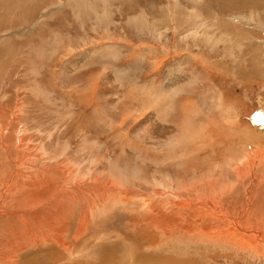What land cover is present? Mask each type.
Wrapping results in <instances>:
<instances>
[{"label": "rangeland", "instance_id": "1", "mask_svg": "<svg viewBox=\"0 0 264 264\" xmlns=\"http://www.w3.org/2000/svg\"><path fill=\"white\" fill-rule=\"evenodd\" d=\"M59 1L63 7H54ZM0 18V55L4 53L0 57V106L6 116L2 124L8 120L3 134L13 137L14 129L20 128V135L26 130L24 136L32 139L30 144L41 145L38 155H45H41V161L65 158L76 164L83 174L122 173L130 182L126 181L131 193H150L155 187H151L154 185L152 177L160 180L157 177L168 174L167 169L158 173L160 169L155 170L152 160L162 158L169 151L166 138L171 135H159L153 123L147 121L152 110L143 111L147 106L142 104L145 102L136 91L144 85L154 89L162 86L167 91L164 81L170 80L169 83H180L185 88L186 74L197 81V90L196 94L182 92L175 99L176 124L182 121L181 110L185 107L186 120L204 134L214 126V120L221 118L220 122L225 125L237 122L241 128L264 137V0H0ZM114 45L120 49L118 59L102 58L103 50ZM88 54L91 61L72 70L76 60ZM173 64H179L182 71H175L172 78L166 80ZM218 96L222 100L220 107ZM226 108L232 109L233 114H225ZM224 114L227 120L221 117ZM127 115L119 138L125 148L140 151V158L135 151L122 154L119 147L113 148V141L112 146L106 144L104 132L94 135L98 128L103 129L102 125L98 126L99 118L115 119L114 123L119 126ZM118 129L116 127L114 132ZM125 131L129 132L128 136ZM229 134L223 137L227 141L235 132ZM212 135L217 136V133ZM254 141H260L258 136ZM241 143L244 145L245 140L239 139L237 149L242 148ZM226 146L229 147L228 143ZM1 154L0 147V178L16 164L12 153L7 158ZM202 157L190 161L191 170L186 171L187 175L172 173L173 181L192 178L187 184L197 186L215 177L231 180L225 173L231 170L232 162L228 163L224 156L214 158L208 152ZM23 166L18 172L20 169L37 170L33 164ZM141 199L140 195L127 199L125 206L116 201L109 209L94 208L90 224L98 226L101 232L92 241L94 246L87 242V248L84 245L76 248L79 252L72 248L74 253L71 252L67 261L63 260L58 247L47 248L35 259L47 258L48 264H59L62 260L60 264H71L74 258L92 256L91 251L100 254L102 248L117 247L118 261L123 262L121 264L127 262L125 258L130 261L132 254L127 247L134 249L136 240L141 242L139 235L132 234L136 226L134 220L138 213L148 217L143 215V207L135 210L134 204H141ZM176 204L178 202L173 201L174 209ZM150 206L161 234L166 233L162 224L179 214L165 213L153 203ZM137 226L140 234L146 233L139 245L140 252L153 261L175 256L176 264H264L263 256L249 250L185 238L180 232L178 237L181 238L163 239L151 224L140 222ZM156 240L157 244L151 246ZM3 245L0 241L2 255ZM22 255L25 256V252L19 254ZM23 260L20 258L13 263L1 260L0 264H19ZM163 262L172 264V261ZM92 263L100 264V261ZM133 264H137L134 257ZM141 264L157 263L147 260Z\"/></svg>", "mask_w": 264, "mask_h": 264}, {"label": "bare ground", "instance_id": "2", "mask_svg": "<svg viewBox=\"0 0 264 264\" xmlns=\"http://www.w3.org/2000/svg\"><path fill=\"white\" fill-rule=\"evenodd\" d=\"M169 8L168 6V10ZM52 10H54V8ZM170 10L169 12H171ZM179 14L176 15L179 16ZM205 39H209V37H205ZM119 54L120 52L115 51L111 47H107V49L105 48V50H103L101 57L117 58ZM1 55L0 57H2ZM4 56L3 58H5ZM90 57L91 56L88 54L84 55L80 60L77 59L74 65H72V70L74 66L79 65L81 67L84 63L91 61V59H89ZM106 63H109V61ZM201 64H204V62L201 61ZM166 71L167 70L164 72ZM175 71H182L179 64L174 65L167 76L164 75L166 80H170ZM180 74L182 75V73ZM184 81L185 88L183 85H180V83H175V85L174 83H169L171 82L170 80L164 81L168 88L167 91H165L162 86H160L159 89H154L146 85L141 86L136 91L138 97L145 102L142 104L147 106V108H142L143 111L152 110V115L149 116L147 121L149 120L153 123L159 135H171L166 138L169 151L164 153L162 158L152 160L153 166L156 167L155 170L157 171L160 169L158 173H163L162 170L167 169L166 171L168 174L163 175V177H157L160 178V180H154L152 177V181H154L152 183L154 185L151 187H155L153 191L147 194L136 193L135 191L131 193L128 189V183L126 182L128 180L122 177L121 170L118 171L121 173L120 175L112 172H104L106 173L105 175L101 174L102 176H99L100 174H83L76 168V164L65 158L62 160L60 158L59 160L49 158L48 160L41 161V155H44V153H42L43 151L41 152L42 154L38 155L41 150V145L39 146L36 144L37 146H32V144H30L32 139H29V136H24L26 130L22 131L23 135H20V128H17L14 129L13 137H10L12 136L10 134H8L7 137L4 136L5 133L3 134V132L7 131L8 120L6 123L3 122L2 124V121L6 119H3V117L6 116L3 114L5 110L0 106L1 155L3 158H7L12 153L16 162L15 168L8 169L7 173L2 172L4 176L0 178V241L4 243L2 247L3 255L0 253L3 257H0V261L13 263L15 260L24 258L23 262H20L21 264H48L49 259L47 258L41 257L38 260L35 258L47 248L51 249V247H54V249L55 247L60 248L62 256H64L63 260L67 261L70 255L74 253L71 250L72 248L78 249L83 245L87 246V242H90L91 245L94 246L92 241L96 240L100 235L101 232H99V227H93L90 224V214L94 208L100 207L101 210L109 209L116 201L125 206L128 204L127 202H129L127 199H134L140 195L142 198L140 200L141 204H134L135 210L139 211L140 207H143L141 211L144 216L148 217L145 218L142 217L140 213L137 214L134 220L136 226L132 228V234L135 237L139 235L141 242L136 240L137 242L134 244V249L131 246V248L127 247L132 256L130 261L125 258L127 262L124 264H133V257L137 264H141L147 260L148 262H155L157 264H162L163 260L166 262L172 261V264H176V259H174L175 256H169L158 262V260L153 261L152 259L145 258L140 252L139 245H142V240L146 238V233L140 234V227L137 226L140 222L151 224L161 234L156 216L154 214L151 215L150 203H153L165 213L179 214L178 216L171 217L168 222L162 224L164 228L167 229L163 230L166 231V233L162 232L161 234L163 239H168L171 236L181 238L178 237V233L180 232L181 235L184 234L183 237L185 238L192 237L199 241L217 242L220 246H232L238 250H249L252 254L264 257V137L262 134L254 133L248 128H241L237 122L225 125L220 122L221 118L217 121L214 120V126L210 127L209 131L204 134L202 129H196L197 127L194 128L193 125L186 120L187 115L185 114V107L181 110L182 113H184L182 121L176 124L177 121L175 123L174 119L178 114V110L176 111L175 99L182 92L191 91L196 94L197 90V81L191 77L190 74H186ZM220 98L218 96V107H220L222 101ZM90 102L88 101V103ZM193 105L191 106L193 107ZM233 110L226 108L225 114L229 115ZM12 112L13 110L10 114ZM225 114L221 116L224 119H226ZM235 114H237V112H235ZM218 115H220V113ZM235 116L237 115H234V117ZM127 117L128 115L123 117L119 124L117 123L119 126L115 124L116 122L114 123L115 119L106 120L104 118H99L98 126L102 125L103 129L98 128L94 135L96 136L104 132L105 134L101 135L104 136L106 144L112 146L111 141H113V148L116 146L119 147L122 154L126 153V151H135L137 157L140 158L142 157L139 154L140 151L132 148H125V143L119 138L120 129L126 125ZM228 120L232 119L229 118ZM235 120L233 119V121ZM82 123L81 119V124ZM16 127L17 125L14 124L13 128ZM116 127L119 129L114 132ZM10 130L12 131L13 129ZM230 131H234L235 134L227 141L223 137L228 136ZM225 132L227 135H224ZM124 133L128 136L129 132L127 133L125 131ZM212 133H217V136H213ZM255 136H258L260 141L255 142ZM239 139L245 140L244 145L243 143L240 144L242 145L241 149H237ZM127 143L129 144L128 139ZM227 143L230 148L226 146ZM207 152L217 159H221V157L224 156L225 160H228V163H233L229 164L231 170L225 173L231 176L230 181L226 180L227 177H215L211 178V180L209 179L207 183L197 186L192 183L187 184L188 180L192 178L173 181L171 176L172 173L183 172L184 175H187L186 171L191 170L189 167L190 161L201 160L203 158L202 156ZM25 164L27 167L33 164L37 170L33 172L28 169L26 172L20 169V172H18V169L24 167L23 165ZM149 167H151L150 164ZM127 179L129 178L127 177ZM173 201L178 202V204H176L177 208L175 209ZM28 206H31V208L29 211H25L24 209L28 208ZM103 232L106 231L102 230V233ZM102 236L104 237V235H101V237ZM156 244L157 240L151 244V246L154 247ZM115 248L117 249V247L102 248L100 254H95L94 250L91 251L93 252L92 256L90 254V256L84 255L85 257L76 256V259H72L74 262L70 260V263L93 264L92 262L97 260V262L100 261V264H121L123 262H120V260L118 261L120 255L116 254L118 251L115 252ZM127 251L128 250H126V252ZM22 252H25V256L22 255L23 257L19 256ZM120 252L123 253V251Z\"/></svg>", "mask_w": 264, "mask_h": 264}, {"label": "crops", "instance_id": "3", "mask_svg": "<svg viewBox=\"0 0 264 264\" xmlns=\"http://www.w3.org/2000/svg\"><path fill=\"white\" fill-rule=\"evenodd\" d=\"M56 6H58V7H63V5H61V2L59 1V3L57 2L56 3V5L54 6V7H56ZM112 49H114L115 51H118V52H120V49L116 46V45H114L113 46V48ZM163 83V82H162ZM162 83H160V84H162ZM150 87V86H149Z\"/></svg>", "mask_w": 264, "mask_h": 264}]
</instances>
